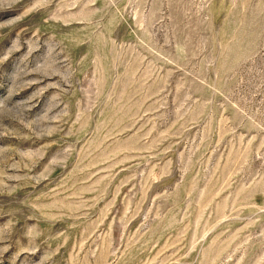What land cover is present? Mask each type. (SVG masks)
<instances>
[{
    "label": "rangeland",
    "instance_id": "obj_1",
    "mask_svg": "<svg viewBox=\"0 0 264 264\" xmlns=\"http://www.w3.org/2000/svg\"><path fill=\"white\" fill-rule=\"evenodd\" d=\"M0 264H264V0H0Z\"/></svg>",
    "mask_w": 264,
    "mask_h": 264
}]
</instances>
